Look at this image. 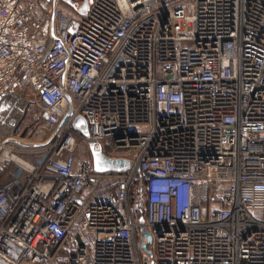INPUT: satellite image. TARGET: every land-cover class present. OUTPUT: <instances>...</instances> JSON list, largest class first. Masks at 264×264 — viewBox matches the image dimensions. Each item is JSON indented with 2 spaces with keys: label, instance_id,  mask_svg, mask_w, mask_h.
Returning a JSON list of instances; mask_svg holds the SVG:
<instances>
[{
  "label": "built area",
  "instance_id": "built-area-1",
  "mask_svg": "<svg viewBox=\"0 0 264 264\" xmlns=\"http://www.w3.org/2000/svg\"><path fill=\"white\" fill-rule=\"evenodd\" d=\"M64 3L0 0V109L56 130L0 140V264H264V0Z\"/></svg>",
  "mask_w": 264,
  "mask_h": 264
},
{
  "label": "rangeland",
  "instance_id": "rangeland-1",
  "mask_svg": "<svg viewBox=\"0 0 264 264\" xmlns=\"http://www.w3.org/2000/svg\"><path fill=\"white\" fill-rule=\"evenodd\" d=\"M62 6L67 15L71 18L84 16L91 5L92 0H64ZM68 5V6H67ZM16 103L11 110L0 109V140L4 138H15L18 142H42L43 135H50L56 132L39 119V107L34 93L24 86L17 90L14 95ZM42 138V139H41ZM112 146L104 145L106 151H110ZM88 149L77 143V160L85 158ZM5 176L0 173V181ZM142 263H145L146 255L140 252Z\"/></svg>",
  "mask_w": 264,
  "mask_h": 264
},
{
  "label": "water",
  "instance_id": "water-1",
  "mask_svg": "<svg viewBox=\"0 0 264 264\" xmlns=\"http://www.w3.org/2000/svg\"><path fill=\"white\" fill-rule=\"evenodd\" d=\"M73 128L82 136L86 138L89 137L88 128L83 118L78 117L73 123ZM89 153L93 164V170L97 174L123 173L130 169L131 163L128 160L110 159L100 150L94 151L92 145H89ZM141 237H146L147 241L150 242L145 231H142ZM144 247V244H142V248Z\"/></svg>",
  "mask_w": 264,
  "mask_h": 264
},
{
  "label": "crops",
  "instance_id": "crops-1",
  "mask_svg": "<svg viewBox=\"0 0 264 264\" xmlns=\"http://www.w3.org/2000/svg\"><path fill=\"white\" fill-rule=\"evenodd\" d=\"M43 137H45V140L47 139V137H48V135H43ZM11 139H15V138H13V137H10ZM42 139V138H41ZM20 143H22V144H24V145H35V144H37V143H39V142H20ZM28 158V157H27ZM7 180V178H6V176H5V178L3 179V180H1L0 182H4V181H6Z\"/></svg>",
  "mask_w": 264,
  "mask_h": 264
}]
</instances>
